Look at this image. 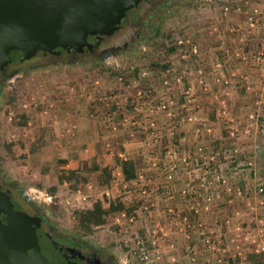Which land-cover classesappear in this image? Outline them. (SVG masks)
Masks as SVG:
<instances>
[{
  "label": "rangeland",
  "instance_id": "obj_1",
  "mask_svg": "<svg viewBox=\"0 0 264 264\" xmlns=\"http://www.w3.org/2000/svg\"><path fill=\"white\" fill-rule=\"evenodd\" d=\"M252 1L264 3V0ZM249 2L251 0H240L239 3ZM230 3H237V0H184L176 3L154 28L153 33L158 32L157 35L145 41L141 50L99 61L101 65L115 68L134 62L135 73H132L133 78L126 85L121 84L122 79L118 77H99L93 71L86 72L83 70L86 62L71 66L42 67L27 72L17 71L11 77L0 78L2 92L14 94L13 97H9L6 104L0 106L2 164L7 175L18 183V187L26 190L38 202L54 229L80 234L87 243L108 251L124 264H149L145 263L139 254L142 252L141 245L143 251L149 253L151 250L148 245V234L147 238L143 235L145 229L151 225L156 230V235H160L158 225L152 220V213L156 208L155 199H165L167 196L165 192L168 190L165 187L167 184H157L154 189L152 180L157 172L158 177L170 181H173V176L177 178L184 176V186L179 187L178 194L185 195L188 191L199 192L197 190L199 182L203 183V197L206 202L210 201L208 199L210 194L217 192L220 197L215 198L219 201L218 211H224L219 216V224L223 227L228 224L229 233H233L231 236L234 241L236 240V245L239 243L245 248L244 252L249 249L248 241L243 237L254 235L258 226L264 228V115L259 114L260 116L255 118L253 114L249 117V113L243 112L247 108L235 113L236 115L233 112L234 116L231 118L224 114L229 111L228 106L231 105L229 99L232 89L230 91L227 87L228 82H217L218 78H214L217 87L220 85L218 90L205 84L206 74L202 67L204 61L202 62L200 54L203 46L197 39L200 21L214 19L224 22L231 15ZM252 17L258 18L259 11L253 9L249 12L248 19L252 21ZM212 27H209V30ZM128 31L127 27H122L110 41L120 40ZM178 40L181 42L178 43ZM240 46L246 47L244 41ZM144 51L150 55L142 58L138 52ZM156 58L158 61L166 60L164 63L167 68L163 72L158 69L153 71L147 69L146 65ZM148 74L154 75L156 81L154 95L138 102L139 90L134 94L132 87L146 80ZM111 91L115 92L110 99L120 111L109 109L108 105H105ZM212 93L213 95L220 93L218 95L220 97H214ZM245 99L246 102L247 98ZM90 102H96V108H89ZM261 107L264 110V104ZM213 109L221 112L222 119H218L219 117L212 119ZM21 113L26 116V122L18 127L17 122ZM76 114L81 121L85 114H91L95 119L99 116L97 126L99 123L105 135L109 137L108 149L105 147V150L97 152V163L110 161L112 153L119 145L123 148V151L117 152L119 157L131 154L125 152L124 149L129 148L127 146L137 148L133 157H140V168L135 179L123 182L119 178V171L116 170L113 171L112 179L106 187L98 186L91 176L85 183H78L72 189L67 182L57 184L54 194L50 195L45 189L51 185V180L55 182L59 166H55L51 171H47L48 168H41L42 177L41 175L38 177L37 168L32 167L34 160L30 155L27 156L29 152L19 154V148L16 150L11 148L12 156L9 155L5 146L7 140H19L27 129L31 127L37 129L36 126L55 131L54 127L64 116H70L71 122L66 123L72 126V117ZM42 121L44 124L40 126ZM213 122H216V126ZM217 122L221 129L219 137L214 136L212 130V127L218 128ZM182 127L186 130L183 131ZM184 132L187 133L184 135ZM118 133L122 138L126 137L125 147L118 141L119 138H116ZM190 133L192 137L189 136ZM174 135L177 136L175 141ZM213 142L216 145L214 147ZM204 145V150L198 149V146ZM48 172L50 174L47 176ZM3 179L0 175L2 186L14 187L5 183ZM39 179L42 181L41 188L37 189L34 185ZM87 184H90L89 191ZM105 188L110 190L109 196L100 199ZM76 190L88 192L83 202L79 203L84 208L95 199H100L103 205H106L113 197H121L129 206L138 201L140 204L129 216L125 210L110 216L103 215L102 223L89 225L87 231H82L76 224L78 210L72 211L69 207L76 208L75 204L78 203ZM58 207H63L64 212H60ZM165 211L163 213L171 214V211ZM121 212L123 216L120 215ZM171 215L168 220L174 218ZM163 223L167 224V221ZM112 225H116L117 228L113 229ZM235 233L237 234L234 235ZM213 236L211 233L210 241H214ZM137 239L143 240L141 245H136ZM156 239L159 243V238ZM158 264H164V260L160 258Z\"/></svg>",
  "mask_w": 264,
  "mask_h": 264
},
{
  "label": "crops",
  "instance_id": "obj_2",
  "mask_svg": "<svg viewBox=\"0 0 264 264\" xmlns=\"http://www.w3.org/2000/svg\"><path fill=\"white\" fill-rule=\"evenodd\" d=\"M239 2L240 0H237V3H230L229 9L231 15L224 22L214 19L201 20L197 29L199 32L197 39H199L200 45L203 46L200 54L202 55V62L204 61L202 67L206 74L205 84L218 90L220 85L217 87L218 84L214 81V78H218V80L216 79L217 82H228L227 87H229L230 91L232 89L229 99L231 105L228 106L229 111L224 114H228L227 116L231 118L235 113L237 114L243 111L244 108H247L243 112L249 113V117L254 114L255 118H257L260 115H264L263 107H261L264 104V3H256V1L252 0V3ZM253 9L259 11V17H252L253 20L251 21V19H248V13ZM211 26L213 27L209 30ZM243 41L246 47H239ZM219 94L213 95L212 93L214 97H217ZM245 98H247L246 102ZM85 115L82 121L79 115L73 116L72 126L66 123L71 122L70 116L61 117L62 119L58 125L55 127L53 125L55 131L52 129L47 130V128L46 131L44 127L43 129H40L38 126H36L37 129L31 127L25 131L22 137H19L23 139L24 149L17 145H13L12 148L14 150L19 148V154H22L23 152H27L26 147L34 138L38 139L41 135L44 137L43 143L35 154L27 153V156L30 155L34 160L32 167L37 168L38 177L41 175V168H48L47 171L53 170L55 166L73 169L76 166V159L73 156L68 157V153L70 152H78L79 157L88 158L93 156L96 162L97 152L103 151V149L105 150L108 147L109 137L105 135L99 123L97 126V118L99 116L95 119L91 114ZM212 115L213 120L217 117H219L218 119H222L219 110L213 109ZM213 123L216 126V122ZM40 124H42L40 126H43V121ZM217 124L218 128L212 127V130L213 135L219 137L221 129L219 122ZM182 130H186L185 127H182ZM37 131L42 133L39 134ZM186 133L184 132V135ZM189 136H191V133ZM116 138H119L118 141H121L124 147L127 145L126 137L122 138V135L119 134ZM214 146L216 145L213 142ZM127 147L129 148L124 149L125 152L131 153L127 154V156H135L137 148ZM204 147L205 145L198 146V149L204 150ZM181 149H183L182 145ZM108 162L104 161L102 163ZM172 164H174V161H172ZM152 171L156 172V170ZM49 174L50 172L46 173L47 176ZM156 174L154 177L152 176L154 189L157 184H167L165 187L168 188L165 192L167 195L165 199H155L154 204L156 208L153 210L154 213H152V220L154 224L158 225L160 231L157 247L161 260H164V264H243L240 260L245 256V248H242L239 243L236 245V240L234 241V238L231 236L233 233H229L230 228L228 224H225L224 227L219 224V216L224 213L222 210L218 211L219 201H216L215 198L220 199L219 194L214 191V194L208 196L210 201L206 202L203 197L204 192L201 183L198 184L199 188L197 190L199 192L197 193L194 191L190 193L188 191L185 195L178 194L179 187L184 186V176L181 178L173 176V181H170L163 179V177H158L157 172ZM41 182L40 179L37 181L40 185ZM50 182L54 184L52 180ZM212 197L214 198L212 199ZM168 205L170 206L165 208ZM169 208L172 210L171 214L174 212L175 215L163 213V211ZM169 215L174 216V218L172 217L168 220ZM165 221H167V224L163 223ZM198 223L202 224V228L207 233H210V235L211 233L214 234L213 238L216 240L214 251L201 247L198 243L199 239L197 233H195ZM232 241L234 242L231 243ZM192 253L196 258V262L190 261Z\"/></svg>",
  "mask_w": 264,
  "mask_h": 264
},
{
  "label": "water",
  "instance_id": "obj_3",
  "mask_svg": "<svg viewBox=\"0 0 264 264\" xmlns=\"http://www.w3.org/2000/svg\"><path fill=\"white\" fill-rule=\"evenodd\" d=\"M140 0H0V76L11 63L59 47L83 52L99 36L115 33L126 11ZM87 37H93L89 43ZM96 39V40H95ZM98 50L107 47L98 46ZM42 220L20 195L0 188V264H50L40 252L37 228Z\"/></svg>",
  "mask_w": 264,
  "mask_h": 264
},
{
  "label": "flooded vegetation",
  "instance_id": "obj_4",
  "mask_svg": "<svg viewBox=\"0 0 264 264\" xmlns=\"http://www.w3.org/2000/svg\"><path fill=\"white\" fill-rule=\"evenodd\" d=\"M184 0H140L135 7L126 11V22L122 27H127L129 31L120 40L110 39L115 33L107 36H99L95 40L96 47L83 51H66L56 47L51 52L39 51L33 57L24 59L20 63L11 62L7 67V72L16 74L19 70H27L32 67L52 68L59 66H71L91 61H106L110 58L128 55L134 51L141 50L145 41L153 39L154 28L160 24L162 19L173 9L176 3ZM152 34V35H151ZM87 41L92 43L93 37H87ZM98 46L107 47L106 50H98ZM11 75V76H12ZM10 76V77H11ZM2 79L3 77L0 76ZM1 84V83H0ZM1 90V85H0ZM264 167V149H263ZM0 188L9 191L11 197L20 195L22 199L28 200V204L36 210V215L42 220L37 228V240L40 252L45 256L50 264H124L115 259L108 251L95 247L82 239L59 229H54L46 219L38 202L34 197L20 187L2 186Z\"/></svg>",
  "mask_w": 264,
  "mask_h": 264
},
{
  "label": "trees",
  "instance_id": "obj_5",
  "mask_svg": "<svg viewBox=\"0 0 264 264\" xmlns=\"http://www.w3.org/2000/svg\"><path fill=\"white\" fill-rule=\"evenodd\" d=\"M152 35V34H151ZM156 35V34H155ZM139 56L142 58L148 57L150 54H147L146 51L144 52H138ZM166 62V60L164 61ZM163 61H158L157 58L153 60L152 62H149L147 64V69L149 71H153L154 69H158L159 71H164L166 67V63ZM86 66L83 67V70L86 72L93 71L96 75L99 77H118V79L121 80V84L126 85L127 82H130L133 78L132 73H135V65L134 62H128L127 65L120 68H115L114 66H105L101 65L99 61H91L86 62ZM42 69V67H32L25 71L19 70V72H27L31 70H37ZM156 86V81L154 79V75L148 74L146 77V80L138 83L135 85V87H132V92L135 94L137 90H139L140 96L137 97L138 102H142L149 98L150 96L154 95V87ZM115 91H111L108 93L107 101H105V105H108L109 109H113L116 111H120L119 107L114 104V102L110 99L111 95ZM14 94L12 93H6L4 94L2 90L0 91V106L3 103H7L9 100V97H13ZM89 108H96V102H90L88 103ZM94 112V111H93ZM26 122V116L21 113L19 115V121L17 124L18 127H21ZM43 136L41 135V138L39 137L34 138L33 141L29 142L27 147V152L29 154H35L40 145L43 143ZM174 141L177 139V136L174 135L173 137ZM8 142L5 143V146L9 152V155L12 156L11 148L13 145H17L18 147L24 149L23 139L19 140H7ZM123 151V148L121 145L118 146L117 150L112 153L111 160L108 163H102V162H95L94 157H79V153H68V157H75L76 159V166L73 169H67L62 167H57L56 177L54 184H51L46 187V192H48L50 195H53L56 189V185L62 184L63 182H67L70 185V188H74L78 183H85L88 178L91 176L94 177L96 180V184L100 187H106L109 185L113 171L118 170L120 173V180L123 182H128L137 177V173L139 171V160L140 157H119L117 155V152ZM72 154V155H71ZM0 175L4 178L5 183H9L13 185L14 187H18V183L9 177L6 173V170L2 164V158L0 155ZM35 188L40 189L41 185L39 183H36ZM140 204V201L134 203L132 206L127 205L121 197H113L109 199L106 203V205H103V203L100 201V199H95L91 202L90 205L86 206L82 210H78L73 206L71 207V210L77 211L76 213V224L77 228L82 231H87L89 228V225H98L102 223L103 218L101 217L103 215H113L116 212H119L121 210H125L129 216V214L132 213L133 209L137 207V205ZM60 212H64L63 207H58ZM113 229H116V225L111 226ZM70 235H73L79 239L81 238L80 234L77 233H69ZM84 240V239H82ZM85 241V240H84ZM86 242V241H85ZM245 256L240 262L243 264H264L263 256L259 253H254L250 249L244 252Z\"/></svg>",
  "mask_w": 264,
  "mask_h": 264
},
{
  "label": "built area",
  "instance_id": "obj_6",
  "mask_svg": "<svg viewBox=\"0 0 264 264\" xmlns=\"http://www.w3.org/2000/svg\"><path fill=\"white\" fill-rule=\"evenodd\" d=\"M181 41L178 40V43H180ZM252 117V116H250ZM10 118V117H9ZM246 131H248V129H246ZM13 135H11L12 137ZM201 183V185H203L202 182H199ZM88 191H89V188H90V184H87L86 185ZM182 192H184V189L182 190ZM88 193V192H87ZM87 193H84V192H81L79 190H76V199L78 201V203L75 204L76 206V209H83V205L82 204H79V203H82L83 200L85 199V197H87ZM109 193H110V190L108 188H105L102 192H101V197L100 199H102L103 197L105 198H108L109 196ZM66 204H68V200L65 201ZM205 206V205H204ZM168 211H172L170 208L168 209ZM121 216H123V212H121L120 214ZM152 225L150 227H147L145 229V234L143 235L145 238H147V234L149 236L148 238V245L151 247V250L149 251H143V247H142V241L137 239L136 241V245L140 244L141 247L140 249L142 248V252H140L139 254H141V258L146 262H148L149 264H158L160 262V253L158 251V247H157V239L159 236L156 235V230L152 227ZM197 227V230L195 231L197 233V236H198V243L200 244L201 247H205V248H208L210 249L211 251H214L215 250V242L216 240L214 241H210V234L209 235H206L207 232L202 228V224L201 223H198L196 225ZM243 239L246 241H248V246H249V249L251 251H253L254 253H259L261 254L263 257H264V228L263 227H260L258 226L256 229H255V234L254 235H249V236H244ZM190 261L192 262H196V258L195 256L192 255L190 256ZM208 264V263H207Z\"/></svg>",
  "mask_w": 264,
  "mask_h": 264
}]
</instances>
